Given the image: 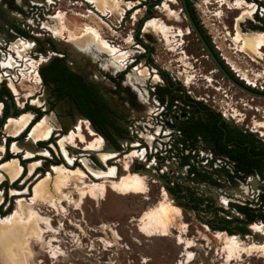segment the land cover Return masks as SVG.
Masks as SVG:
<instances>
[{
  "label": "rangeland",
  "instance_id": "obj_1",
  "mask_svg": "<svg viewBox=\"0 0 264 264\" xmlns=\"http://www.w3.org/2000/svg\"><path fill=\"white\" fill-rule=\"evenodd\" d=\"M138 1L141 0H95L94 2L87 1L88 3L86 0H82V2L81 0H41L39 2L33 1L35 4L34 6V4H31L27 0H17L16 2H18L25 11L30 12V14L24 17H18L17 13L9 8L10 0H0V27L4 30H0V45H3L1 47L2 49H0V82L1 80L6 83L9 82V88L13 95L16 96L20 108L25 107L26 100L32 98V105L43 107L45 111L48 110L50 106L48 90L39 86L40 78L36 71H34V81H30L27 73L28 71L25 72V70H28L29 66L31 68L35 67L36 64L33 59L36 56L42 54L46 59L51 57L53 50L46 42L48 38H41L46 50L44 53H41L39 50L42 45L37 43L35 46V44L32 45L29 43L30 41H34L33 38H29L28 41L25 42L19 40L20 38H16L12 33V25H23L30 21L36 26L34 28L36 34H44L47 36V34H50L48 31H40L42 25L39 22V15L43 13L48 17V22L44 24L45 27L51 31L52 34L54 33L52 46H55L54 48L57 50L58 54L64 52L71 53L73 49L72 45L70 44L72 47L71 49V47L63 43L64 41L61 42V40L58 39L50 23L51 19L54 18L56 20L58 17L62 16L66 28L76 30L77 28L83 29L85 26H88L102 38L107 40L104 36V31L107 30L109 34L112 25L109 24L107 20H104L101 15L113 22L114 20L121 21L126 12L125 8H131ZM172 1L166 0L164 8L171 17L174 16V18L179 19L178 15L169 8V3H175ZM217 2L222 7L221 9L218 8L215 13H212V11H210V0H205V4H203L201 0L200 5H202V9L205 11L202 16L207 21L214 39H217V42L221 44L220 46L222 47L224 46L223 44H227V50L225 51L227 56L237 61V58L232 53L234 52L233 49L236 47L238 49L237 52H246L243 50L242 39L237 35V21L243 16L244 19L240 25L244 23L248 28L249 23L247 20H255L257 6L251 3L254 5L255 10L253 15H248V8L246 5L250 2L244 0H234L233 2L228 0H217ZM87 4L90 6L92 5L95 10H91ZM100 4L101 6H99ZM206 4L208 7H206ZM225 4H228L229 9L227 7V9L225 8ZM98 7L100 8L98 9ZM209 7L210 9L208 10ZM30 8L34 9L31 11ZM82 9H84L85 12ZM86 10L88 11L86 12ZM134 11L133 20L136 21L138 14L136 11H139V9L137 8ZM234 17L235 19L233 22ZM153 18L154 19H150L146 23L145 32L155 36L161 35L170 51L172 53L178 52L181 44L177 42V39L184 37L186 35L185 32L183 33L180 29L179 31H174L173 27L157 19V16ZM256 23H263V21L256 20ZM114 24L119 23L115 22ZM232 25L233 32H231ZM55 27L57 26L55 25ZM58 28L59 27L55 29L58 30ZM154 28L160 32L155 31ZM241 28L243 29V26ZM254 32L264 33L255 30ZM225 35H227L228 38H232L235 44L232 49H228L230 41L225 42L221 39L224 38ZM64 37L68 38V34L66 33ZM127 38H130L128 43L132 42L131 34ZM256 45L258 46L257 49L260 58L254 54L246 53L257 62L262 63L264 60V38ZM193 49L194 51L197 50L196 47ZM121 53L124 52L121 50ZM16 56H18L20 60H18ZM71 56H74V54L71 53ZM14 59L17 60V64H14ZM188 59L189 56L187 54L182 55L180 62L186 69L187 86H191L190 91H194L197 97L203 96L209 100V105L215 106V110L218 112L221 110L228 117L233 115L231 117L232 119L229 120L230 124H236L244 130L254 131L255 135L260 136L261 134L264 137V99L252 98L239 89L234 88L232 85V91L229 90L227 94L218 84H215L216 87H218L216 90L211 85L212 83L214 84L211 76L207 77V81L204 80V85H199L197 87L195 82H197L198 76L197 73L193 71L194 68L192 64L188 62ZM244 60L246 59L244 58ZM42 62H44L43 58L40 64ZM19 63L20 67L18 68L15 65H19ZM100 64L108 70L102 62H100ZM238 66L241 67V64L239 63ZM211 69L214 68L211 67ZM254 71H256V73L252 76L253 79L244 71L240 73L243 75L244 80L252 86H255L258 81L264 83V68L261 72L259 70ZM17 77L18 79L23 77L20 84H16L15 81L12 80ZM103 78H108L106 73H103ZM101 84H105L104 88L107 91L111 89L107 81ZM257 84H259V82ZM228 85L229 84L225 87L227 88ZM36 94L39 96L37 97ZM226 95H229V98H225ZM42 98L43 102L41 101ZM222 99L225 100V102L220 104ZM5 100L11 106L12 110L10 111L12 113L16 106L14 105L13 107L9 98L5 97ZM214 101L218 103H214ZM0 105V109H2L3 104L0 103ZM223 107H226L225 111ZM54 108L57 110H52L53 108L50 107L49 113L45 114L51 117L52 122L61 124L60 127L66 131V123L70 122L71 125H76L79 120L84 121L81 123L79 122L82 133L88 140L89 138L94 139V136H91L87 129L91 126L90 122L79 118V116L74 117L72 115V108L68 102L63 101ZM4 111L5 108L3 112ZM239 112H241L244 118L242 116V119L237 117ZM25 114L33 115L30 112H25L19 117L23 115L26 116ZM233 118L235 120H233ZM238 120L240 122H238ZM30 121L32 123L33 116L32 120L27 119V128L31 124ZM5 128H0V133L2 135L0 141V163L3 161V155L5 153L4 143L7 135L18 137L21 134L17 141H15L14 138L13 141L9 143L7 152L9 155L16 156L15 161H18L17 158L21 161H18V164L22 168L18 178L22 176L20 180L17 178L15 181H18L12 184V182L0 175V186L5 181L10 183L3 185V189L0 190V206L3 200H5L4 204L0 207V218H10L21 238L29 239L30 245L33 244V260L31 259L28 263L24 260L26 258L19 255L26 264H264L263 226L259 225L257 222L253 224L255 225L254 228L251 227L253 233L244 235L238 232L229 234L226 231L210 228L207 221L213 219L214 215L208 213H195L194 209L190 206L191 200H189L188 197L176 198L165 189L169 194L168 197L165 195L160 182L152 180L148 176L140 173L141 164L144 163L145 165H149L150 158L147 156V159H135L137 154L136 150L141 152V149L144 148L139 146L137 140L132 142V147H128V141L121 140L122 150L116 152V156L107 163H102L100 161L101 164H99L96 161V154L91 153L87 156H83L78 150L72 149L68 150L70 158L67 160L58 146V142L65 135H61L59 132L56 133L54 131L55 134L53 138L55 142L46 144L43 142L47 141L50 137L44 138L45 140L37 139L36 142L33 143L29 139L28 133L22 134L27 128L21 130V126L13 125L12 129L17 135L7 130L5 131ZM19 129L20 131L18 132ZM258 132H260V134ZM13 142L19 143L22 150L21 153L12 149ZM105 142L109 149H115L109 142ZM50 147L54 149L50 150ZM42 150H47L49 153L46 156L38 155ZM28 152H32L34 156L28 157ZM83 160H91L103 173H108L116 169V179L121 177L132 178L134 175H138L142 178L144 185L143 190L139 192L116 193L107 185H99L94 194L83 195L80 191L87 185L102 184L105 181L114 180L112 178L100 179L92 176L82 164ZM36 162H39V165H37ZM55 164H59L63 169L84 170L83 173L86 175L83 174L85 182L72 179L73 175L68 172V170H65L67 180H60L56 175L51 174V179L49 178L45 181L44 185L50 188L51 195H37L35 192V185L40 180L46 179L49 173H52ZM32 166L35 167V170L32 174H29L31 173ZM23 170L24 173L22 174ZM128 172L131 173L129 174ZM182 194L187 195L189 192L183 189ZM164 200H168L171 206H176L177 209L179 208L178 210L183 218L182 220L187 225L186 232L183 236L184 242H187V240L194 241L195 245L193 248L187 250L186 244L180 243L181 232H179V230H173L170 237H160L159 235L148 236L140 231L139 224H141L142 220L146 217L145 215H147L148 212L152 213V211L160 210ZM223 233L226 234V236L235 237L236 239V245L233 247L232 252L225 249L226 245L222 241V238H216L212 235L219 234L222 236ZM188 252H190V256Z\"/></svg>",
  "mask_w": 264,
  "mask_h": 264
},
{
  "label": "flooded vegetation",
  "instance_id": "obj_2",
  "mask_svg": "<svg viewBox=\"0 0 264 264\" xmlns=\"http://www.w3.org/2000/svg\"><path fill=\"white\" fill-rule=\"evenodd\" d=\"M10 1L9 8L16 12L18 17L30 14V12L25 11L16 2L17 0ZM27 1L34 4L33 1L39 2L41 0ZM165 1H138L131 8H125L126 12L121 21L114 20L113 22L101 15L113 27L110 28L112 33L108 34V31L105 30L104 36L110 44L127 54V57L124 59L125 61L120 64V67H111L108 70L102 67L100 62H95L91 58L82 61L77 59L72 47L66 42L63 43L71 47V53L74 56H71L70 52L58 54L54 48L55 46H52L54 36L44 25L48 22V17L43 13L39 15V22L42 25L40 31H48L50 34H47V36L36 34L34 32L36 26L30 21L23 25H12V33L16 38H20L19 40L24 42L28 41L29 38H33L34 41L32 42L35 46L37 43L42 45L39 50L41 53L46 51L41 38H48L46 42L53 50L51 57L46 59L42 54L36 56L33 59L36 64L35 67L31 68L29 66L25 72L28 71L30 81L35 80L34 71L37 72L40 78L39 86L48 90L50 106L45 111L43 107L32 105V98H30V100H26V106L20 108L16 98L11 93L16 107L11 113L10 110L12 109L9 105L6 117V104L0 98V103L3 104L2 109H0V122L3 121V123H0V128L4 129L10 117L17 118L25 112H30L33 114V121L22 133L29 134L33 129V125L42 116L49 113L50 107L56 111L57 109L54 107L66 101L71 106L74 117L79 116L81 119L88 120L96 134L101 135L105 141L115 148L104 137L100 129L93 126L90 119L78 109L77 104L69 95L62 97L58 93L53 92V86L48 87L45 84L42 70L50 67L56 59H61L60 64L70 73L62 74L68 87L77 88L80 84L88 85L89 94L86 93L83 100L85 98L87 100L93 98L90 103L91 107L97 113L106 111L111 121L122 129L121 134L118 135L120 132L115 131L113 127L110 128L111 133L115 135L121 147L119 150L115 148L117 151L122 150L121 140L128 141V147H131L132 142L137 140L140 147L149 148L152 146L153 150L158 151V154L173 156L175 162L171 166L172 168L170 167L173 169L171 171L172 174L168 173L162 176L170 184V187H166L168 192L169 189L181 190L182 192L183 189H186L195 200H203V204L200 206L201 211H198V214H212L214 218L211 220L215 218L218 220L236 218L239 220L238 223H234L231 226H244L247 222L246 228L248 232L253 233L251 229L253 224L258 222L259 225L264 227V137L260 132H258L260 134L258 136L255 135L254 131H247L236 124H230L229 120L232 119L233 115L229 116L230 118L223 115L209 105V100L203 96L197 97L194 91H190L191 86H187L186 69L180 62L182 55L185 54L189 56L188 62L192 64L193 71L197 73L198 78L197 82H195L197 87L204 85V80L207 81V77L211 76L214 82L211 85L216 90L218 87L215 84H218L221 89L226 91V94L229 90L232 91V84L225 74L218 69V66L209 55L205 44L195 32L190 18L224 69L241 84L262 94H264V83L258 81L259 84L256 82V85L252 86L244 80L240 72L244 71L248 73L251 79H253L252 76L256 73L254 70L263 71L264 60L262 63L257 62L247 53L237 52L238 49L236 47V50L233 49L234 52L232 53L237 58V61L228 57L225 52L227 44L225 43L223 44L224 46H220L221 44L217 42V39H214L207 21L202 16L205 11L202 9V5H200L201 0H176L172 1L175 3H169V8L178 15L179 19L174 18V16L171 17L168 14L164 8ZM228 1L233 2L234 0ZM244 1L255 3L257 5V12L255 20H247L249 23L248 28L244 23L241 26H243L245 31L254 32L255 30L264 32V0ZM202 2L205 4V0H202ZM210 2V11L212 13H215L218 8L221 9L222 6L218 4L217 0H210ZM13 4L18 9L13 8ZM87 6L91 10H95L92 5L87 4ZM206 7H208L207 4ZM226 7H229L228 4H225ZM137 8L139 9V11H136L138 13L137 20L134 21V10ZM30 9L32 11L34 8ZM82 10L85 12L84 9ZM154 16H157V19L162 20L166 25L173 27L174 31H179L180 29L185 32L186 35L184 37L177 39V42L181 44L178 52L172 53L161 35L155 36L145 32L146 23L150 19H154ZM234 19L235 17L233 18V22ZM256 20H261L263 23H256ZM115 22L119 24H114ZM0 30L4 31L1 27ZM154 30L158 31L156 28ZM231 32H233V25ZM130 34L132 42L128 43L130 38L127 37ZM221 39L225 42L230 41L228 49H232L233 45L235 46L232 38H228L227 35ZM2 46L1 44L0 49H2ZM195 47L197 48L196 51L193 49ZM16 58L20 60L18 56ZM42 58L44 62L40 64ZM17 63V60L14 59V64ZM239 63L241 67L238 66ZM15 66L19 68L20 63ZM211 67L214 69H211ZM103 73H106L108 78L104 79ZM48 74L50 78H54V75H56L52 69L49 70ZM22 78L18 79L17 77L12 80L16 84H20L23 80ZM105 81H107L111 88L108 91L104 88L105 84H101ZM56 83L59 82L56 81ZM227 84L229 85L226 88ZM4 87L8 88L6 82L1 80L0 93ZM36 96L38 97L39 95L36 94ZM196 98H204L207 103L197 101ZM4 108L5 111L3 112ZM233 120L235 119L233 118ZM239 120L238 122H240ZM67 129L65 131L60 127V129L54 130L56 133L59 132L61 135H66L69 132ZM54 130L52 131L50 140L43 143L55 142L53 138L55 134ZM19 136L13 137L7 135L4 143L5 153L3 161L11 158L12 155H9L7 152L9 143L14 138L17 141ZM1 137L0 133V141ZM53 149L50 147V150ZM17 159L19 160V158ZM96 161L101 164L98 157ZM142 168H147V166L142 163ZM7 183L9 182L5 181L0 186V190ZM4 202L5 200H3L1 206ZM194 204V202H191L190 206L192 207ZM209 207L215 211H212ZM247 215H250L253 220L249 222L246 219ZM207 224L209 225L208 221ZM222 224H226V222Z\"/></svg>",
  "mask_w": 264,
  "mask_h": 264
},
{
  "label": "bare ground",
  "instance_id": "obj_3",
  "mask_svg": "<svg viewBox=\"0 0 264 264\" xmlns=\"http://www.w3.org/2000/svg\"><path fill=\"white\" fill-rule=\"evenodd\" d=\"M87 1L88 2H94L95 0H86V2ZM170 1H172V0H170ZM251 3H247V5H246V7L248 8V10H247L248 15L249 14L253 15V12L255 10L254 5H253L255 3H253V4H251ZM109 5H110V3H109ZM99 6H101V4ZM99 8L100 7H98V9ZM248 18H251V17H248ZM243 19H244V17L241 16L238 19V21H237L238 25L236 26L238 28V30L236 28V30L238 31L237 35L243 41V48H244L243 50H245L247 53L254 54L258 58H260L259 53H258V49H257L258 46L256 44L259 43L261 41V39L264 38V33H255V32L244 31L241 28L242 26L240 25L243 22ZM50 23L52 24V26H53L52 28L55 30V33H56V36L58 37V39L71 44L73 47V51H74L76 58L79 59L80 61L87 60V59L91 58L94 61L102 62L109 69L111 67H116V68L120 67V64L123 61H125L124 59L127 57V54L121 53V50H119L117 47H114L112 44H110V42H108L107 40L102 38L98 33H96L93 29L89 28L88 26H85L83 29H78V28L76 30L68 29L65 26L64 19L62 16L58 17L56 20L54 18L51 19ZM53 24H55L57 27H59L58 30H56L57 27H55V25H53ZM77 30H79V31H77ZM157 32H160V31H157ZM66 33L68 34V38L64 37V35ZM29 43H31L32 45L34 44L32 41H30ZM8 88H9V86H8ZM9 90H10V88H9ZM41 101L43 102V98ZM32 116L31 115H26V116L23 115L22 117H17V118H14V117L11 118L10 117L8 124L6 123V126H5L6 128L4 127L5 131L7 130L10 133L17 135V133L12 129V126L13 125L21 126V128H22L21 130H23V129L27 128V126H28L29 121L27 122V119L32 120ZM241 116L244 118V116L241 114V112H239L237 117L241 118ZM79 122L81 123L84 121L79 120L76 125H71L70 122L66 123L69 133L66 134L65 136H63V138H61V140L58 142V146H59L61 152L63 153V155L65 156V158L67 160H68V158H70V153L68 150L72 149V150H78L79 152H81V154L83 156H87L88 154H91V153L96 154L102 163H107L109 160L113 159L116 156L117 151L109 149L105 140L101 136L97 135L95 130L91 126L88 127L87 129H88L90 135L94 136V139L89 138V140H88L87 137H85L84 134L82 133ZM30 123H31V121H30ZM60 126H61V124H56V123L52 122L51 117L48 115H45L39 122H37L34 125L32 131L28 135L29 139L33 143H35L37 139L45 140L44 138L50 137V135L52 134V131L54 129H60ZM19 131H20V129L18 130V132ZM12 149L16 152H20V153L22 152L19 143H16V142L13 143ZM48 153L49 152L47 150H42L38 155L46 156ZM27 155H28V157L34 156V154L32 152H28ZM18 161H20V160H18ZM18 161H15V159H12L8 162L1 163L0 164V175L3 176L4 178H6L8 181L13 183V181H15L19 177V175L21 174V170H22L21 166L18 164ZM36 164L39 165V162L38 163L36 162ZM82 164L85 166L86 170L89 173H91L92 176H95L96 178H100V179L112 178V179H114V180H110V181H105L102 184H91V185H87L86 187H83L80 191V193L83 195L94 194L99 185H107L116 193L139 192V191L143 190L144 185L142 182V178L138 175H134L132 178L121 177V178L116 179V173H115L116 169L115 170L113 169L111 172H108V173H103L97 165L92 163L91 160H83ZM34 170H35V167L32 166L31 167V173H29V174H32L34 172ZM65 170H68V172H70L73 175L72 179L79 181V182H82V181L85 182V179L83 177V174H84L83 171L84 170L82 171L81 169H71V170L63 169V168H61V166L55 165L53 167L52 173H49L48 177L47 178L45 177L46 179L40 180L35 185L36 194L39 196L51 195L52 193H51L50 188L47 187L46 185H44L45 181L50 178L51 174L56 175V177L59 178L60 180H67V175H66ZM28 176H30V175H28ZM164 193L166 196L169 197V194L167 193V191L165 189H164ZM53 195H54V193H53ZM162 204L163 205H162L160 210H157L154 212L152 211V213L148 212V214L145 215L146 217L142 220L141 224H139L140 225V231L143 234H146L148 236L159 235L160 237H170L173 233V230H179V232H181L180 243H182V244L185 243L187 250L193 248L195 245L194 241H191V240L188 241L187 240V242H184L183 236H184V233L186 232L187 225L182 220L183 218L180 215V211L178 210L179 208L177 209L176 206H175L176 208L171 206L168 200H166V201L164 200V202ZM9 217H11V216H9ZM254 226L255 225H252L251 227L254 228ZM17 232L18 231L13 226V223H12L10 218H3V217L0 218V262H1V264H26V262L29 263L30 260L32 259V257L34 256L33 247H32L33 244L30 245L29 239L21 238V236ZM258 234H259V232H258ZM212 235L216 238H222V241L226 245L225 249L229 250L230 252L233 251V247L236 245L235 244V240H236L235 237L226 236V234H224V233L222 234L223 237L219 234H212ZM205 237H207V236H205ZM207 238H210V237H207ZM243 248H244V246H243ZM246 250H247V248H246ZM19 255L26 258V259H24L26 262L23 261ZM188 255L190 256V252H188Z\"/></svg>",
  "mask_w": 264,
  "mask_h": 264
},
{
  "label": "trees",
  "instance_id": "obj_4",
  "mask_svg": "<svg viewBox=\"0 0 264 264\" xmlns=\"http://www.w3.org/2000/svg\"><path fill=\"white\" fill-rule=\"evenodd\" d=\"M13 8L18 9V7L15 4H13ZM60 62H61V59H56L51 64L50 67H47V68L42 70V77L44 79L45 84L48 87L53 86L52 87L53 92L58 93L62 97L69 95L71 97V99L73 101H75V103L77 104L78 109L90 119L93 126L100 129V131L104 135V137L107 140H109L115 146V148L117 150L121 149L117 138L115 137V135L113 133H111L110 128L113 127V129L115 131L117 130V132H120V133H118V135L121 134L122 129L117 124L113 123V121H111V119L108 116L106 111L97 113V111L91 107L90 103L93 100V98H90L88 100H87V98H85L83 100V98L85 97V94L86 93L89 94V86L88 85L80 84L77 86V88L68 87V84L65 82V79L63 78L62 74H70V73L67 71V69H65V67H63L60 64ZM50 69H52V71L56 74V75H54V78H50V76L48 74ZM56 81H58L59 83H56ZM11 92L12 91H10L8 88L4 87L0 93V98L6 104L5 117L8 115V108L10 107L8 102L5 100V97L9 98L11 100V104L14 105L13 97H12L13 93L11 94ZM42 118H43V116L41 117V119ZM0 123H3V121ZM34 125H33V127H34ZM15 158H16V156L12 157L9 160L2 161L1 163L8 162V161L15 159ZM56 165L59 166V164H56ZM169 192L171 194H173L176 198L188 197L189 200H191V202L195 203L192 206V208L195 210H198V211L201 210L200 206L203 204V200H195L190 193L187 195H184V194H182L183 192L181 190L169 189ZM211 207H209V208L211 209ZM211 210L215 211L213 208ZM246 219H248L249 222L253 220V218L250 215H247ZM238 221L239 220L236 218H233L231 220H218L215 218L214 220L208 221V223H209L210 228H212L214 230L226 231L229 234H234L235 232H238V233L243 234V235L248 234L249 232L246 228L247 222L244 226H239V225L236 227L231 226L234 223H238ZM225 222H226V224H222Z\"/></svg>",
  "mask_w": 264,
  "mask_h": 264
},
{
  "label": "built area",
  "instance_id": "obj_5",
  "mask_svg": "<svg viewBox=\"0 0 264 264\" xmlns=\"http://www.w3.org/2000/svg\"><path fill=\"white\" fill-rule=\"evenodd\" d=\"M6 84H7V86H9V82H7ZM14 98H16V96H14ZM225 98H228V95H226ZM196 99H197V101H200V102H202V101L206 102V100L204 98H196ZM224 102H225V100L222 99V102L220 104H223ZM214 103H218V102L214 101ZM211 107L215 109V106H211ZM223 110L225 111L226 107H223ZM219 112H221L223 115H226L221 110H219ZM131 152H133V151H131ZM131 152H130V154H131ZM136 153L137 154L135 156V159H140V158L141 159H147L146 157L149 156L150 163H149V165H146L147 169L153 171L157 175L165 176L168 173L172 174L171 171L173 169H171L172 168L171 166H173L174 162H175V159H174L173 156H167V155H164V154H158V151L157 150H153L152 146H150L149 148L144 147L143 149H141V152L136 150ZM161 185H162L163 189L167 190V188L162 183H161ZM194 212L198 213V210L194 209Z\"/></svg>",
  "mask_w": 264,
  "mask_h": 264
},
{
  "label": "water",
  "instance_id": "obj_6",
  "mask_svg": "<svg viewBox=\"0 0 264 264\" xmlns=\"http://www.w3.org/2000/svg\"><path fill=\"white\" fill-rule=\"evenodd\" d=\"M190 18V17H189ZM191 20V24L195 30V32L197 33V35L199 36V38L203 41V43L205 44L209 55L211 56V58L213 59V61L216 63V65L218 66V69L221 70L225 76L227 77V79L230 81V83L238 88L239 90L249 94L252 97L255 98H263L264 99V94L257 92L255 90H252L251 88L241 84L239 81H237L234 77H232L225 69L224 67L221 65L220 61L218 60V58L216 57V55L214 54V52L209 48V46L207 45V43L205 42L203 36L201 35V33L199 32L198 28L196 27V25L194 24L193 20L190 18ZM114 151H117L115 149H112ZM118 152V151H117ZM140 173L148 176L149 178H151L152 180L158 181L160 183H162L165 187H170L169 182L162 176L157 175L156 173H154L153 171L147 169V168H142L140 169Z\"/></svg>",
  "mask_w": 264,
  "mask_h": 264
}]
</instances>
